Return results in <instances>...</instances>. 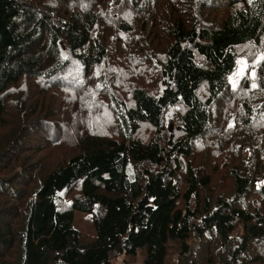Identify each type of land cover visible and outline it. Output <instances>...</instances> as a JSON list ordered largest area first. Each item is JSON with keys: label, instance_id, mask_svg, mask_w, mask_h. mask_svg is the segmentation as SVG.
Masks as SVG:
<instances>
[{"label": "trees", "instance_id": "trees-1", "mask_svg": "<svg viewBox=\"0 0 264 264\" xmlns=\"http://www.w3.org/2000/svg\"><path fill=\"white\" fill-rule=\"evenodd\" d=\"M223 7L231 13L212 18ZM263 37L264 0H0V105L27 77L79 99L71 130L59 131L46 98L20 124L19 139L41 124L46 140L75 148L0 199V264H113L117 251L139 264H264V62L258 98L219 143L236 148L232 184L218 186L217 165L196 163L194 150L228 96L238 49ZM97 67V89L83 87ZM74 210L91 214L95 234L74 228Z\"/></svg>", "mask_w": 264, "mask_h": 264}, {"label": "rangeland", "instance_id": "rangeland-1", "mask_svg": "<svg viewBox=\"0 0 264 264\" xmlns=\"http://www.w3.org/2000/svg\"><path fill=\"white\" fill-rule=\"evenodd\" d=\"M218 10L211 15L216 20L227 17L232 11L227 7ZM163 43L166 44L167 41L164 40ZM238 55L237 67L229 79L228 96L216 105L209 131L194 149L196 163L202 164V159L207 157L210 164L217 165V171L212 174V177L221 188H228L232 184L227 171L229 166L236 162L237 156L234 152L236 150L235 145L229 144L220 148L219 143L224 144L227 135L237 124V120L241 117L242 104L255 101L261 92L258 86L256 68L258 63L264 62V37L259 45L253 43L240 47ZM99 75V67L90 73L84 72L80 84L87 89L94 87L96 90ZM253 84L256 87H252ZM71 97H75V95L72 91H65L62 84L59 87L52 84L42 87L35 79L29 77L11 85L6 91L0 105V180L3 182L0 185V199L10 198L9 189L12 184L18 188L19 185L27 184L26 189L29 190L35 181L37 182L40 173L43 175L49 168L55 166L61 155L69 152L73 147L75 148V145H70L66 140L65 143L59 145L46 140L43 135L49 138L50 133L45 134L47 130H44L41 124H35V129L30 133L25 131L20 139L16 135L22 122L29 123L41 116L38 112H34V109L42 105L45 98L46 103L53 104L55 119H58L60 123L59 131H61L60 128L71 130L74 127L72 113H75L79 106V99L71 101ZM261 97H264V94H261ZM256 104H260V101L252 104V106ZM166 113L165 129L173 134L177 132L179 108L170 107ZM262 127L264 129V123ZM27 128L28 126H26ZM255 131L257 136L264 137V130ZM151 133L150 127H143L140 136L147 138ZM108 136H114V132L109 133ZM12 138L16 142L12 144L11 151L2 154V147ZM74 139L70 140L73 144ZM226 159H230V162L223 166L222 163ZM19 166L23 168L20 174L15 172ZM73 226L86 235L95 234L92 217L88 212L74 210ZM116 253L117 256L114 257L113 264H139L141 261L139 254L128 257L125 254H120L119 251Z\"/></svg>", "mask_w": 264, "mask_h": 264}, {"label": "snow or ice", "instance_id": "snow-or-ice-1", "mask_svg": "<svg viewBox=\"0 0 264 264\" xmlns=\"http://www.w3.org/2000/svg\"><path fill=\"white\" fill-rule=\"evenodd\" d=\"M252 87H256V85H255V84H253V85H252Z\"/></svg>", "mask_w": 264, "mask_h": 264}]
</instances>
